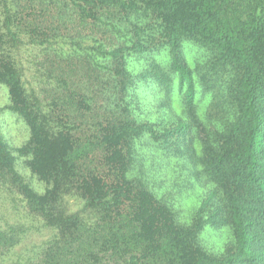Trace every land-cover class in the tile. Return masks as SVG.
<instances>
[{
    "label": "trees",
    "instance_id": "obj_1",
    "mask_svg": "<svg viewBox=\"0 0 264 264\" xmlns=\"http://www.w3.org/2000/svg\"><path fill=\"white\" fill-rule=\"evenodd\" d=\"M0 88L28 131L0 127V187L48 236L29 264H264V0H0ZM143 143L213 187L188 222ZM29 230L0 227V262Z\"/></svg>",
    "mask_w": 264,
    "mask_h": 264
},
{
    "label": "rangeland",
    "instance_id": "obj_2",
    "mask_svg": "<svg viewBox=\"0 0 264 264\" xmlns=\"http://www.w3.org/2000/svg\"><path fill=\"white\" fill-rule=\"evenodd\" d=\"M134 65L138 70H143L139 61H135ZM145 97L146 107L149 109L155 103L154 95L148 93ZM8 104L7 92L0 88V127L6 140L12 147L18 148L28 139V131L17 116L6 110ZM138 148L154 191L172 205L181 222H188L191 214L196 211L200 202L207 197L213 187L208 185L203 177H198V168L190 163L187 164L186 160H179L172 154L169 156L157 152L150 144L143 143ZM24 175L27 179H32L30 173L25 170ZM32 182L38 185L36 180L33 179ZM7 224L24 225L30 230L22 243L0 264H29L34 251L47 239V233L43 229L36 230L38 224L32 222L22 197L0 187V227ZM199 238L203 246L218 255L223 254L233 241L230 229L225 227L206 228Z\"/></svg>",
    "mask_w": 264,
    "mask_h": 264
}]
</instances>
